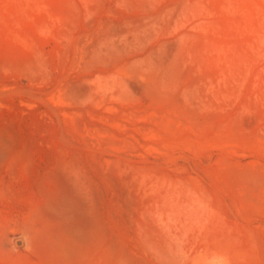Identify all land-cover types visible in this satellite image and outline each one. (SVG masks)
<instances>
[{
  "label": "rangeland",
  "instance_id": "374dc122",
  "mask_svg": "<svg viewBox=\"0 0 264 264\" xmlns=\"http://www.w3.org/2000/svg\"><path fill=\"white\" fill-rule=\"evenodd\" d=\"M0 264H264V0H0Z\"/></svg>",
  "mask_w": 264,
  "mask_h": 264
}]
</instances>
